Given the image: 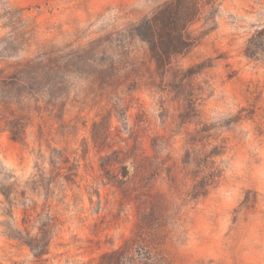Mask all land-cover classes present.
Returning <instances> with one entry per match:
<instances>
[{
  "label": "rangeland",
  "instance_id": "obj_1",
  "mask_svg": "<svg viewBox=\"0 0 264 264\" xmlns=\"http://www.w3.org/2000/svg\"><path fill=\"white\" fill-rule=\"evenodd\" d=\"M0 0V264H264V0Z\"/></svg>",
  "mask_w": 264,
  "mask_h": 264
},
{
  "label": "trees",
  "instance_id": "obj_2",
  "mask_svg": "<svg viewBox=\"0 0 264 264\" xmlns=\"http://www.w3.org/2000/svg\"><path fill=\"white\" fill-rule=\"evenodd\" d=\"M198 11L197 0H174L144 21L142 37L150 43L159 67H165L174 55L189 47L184 31Z\"/></svg>",
  "mask_w": 264,
  "mask_h": 264
}]
</instances>
